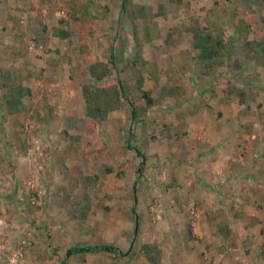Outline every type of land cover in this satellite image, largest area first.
<instances>
[{
	"label": "rangeland",
	"instance_id": "374dc122",
	"mask_svg": "<svg viewBox=\"0 0 264 264\" xmlns=\"http://www.w3.org/2000/svg\"><path fill=\"white\" fill-rule=\"evenodd\" d=\"M130 1L129 13H126L124 0H120L122 7L116 13L121 22L108 27L98 24L103 19L88 21L85 15L91 9L89 2L100 3L94 7L109 12L104 1L0 0V73L8 72L5 80L0 79V195L12 194L15 185L19 191L15 201L0 199V264H52L50 259L45 260L48 263L33 260L35 242L28 230L40 228L42 218L47 221L49 217L45 214L44 193L50 176L72 181L76 174L62 165L66 163L67 153L60 154V163L57 162L59 153L56 155L55 151L60 147H70L75 156H82L81 150L87 148L89 158L98 162L95 166L91 164L90 187L97 185L95 175L108 178V186L112 178L119 181L125 178L121 184L123 193L127 188L131 190L134 211L139 215L134 234L136 227L138 232L132 236L133 256L145 258L144 244L168 242L167 228L173 227L178 241H191L186 264H223L226 259L231 263L234 260L233 264L242 260L244 264H264V217L252 216L238 222L239 217H234L243 214L240 210L243 204L252 212L264 211V67L251 59L248 61L249 51L244 53L238 48L240 26H247L249 40L263 35L264 0H184L182 5L168 0ZM75 4L81 9L76 6V10ZM84 21L88 25H83ZM196 21L214 36L224 33L236 43L232 55L244 62L246 70L232 73L231 68L225 67L203 76L198 70L197 53L188 29ZM74 22H80L78 28L71 27ZM134 26L151 37L143 53V59L148 62L143 77L154 88H147L144 82L143 92L137 89L132 65L136 53ZM63 32L68 34L65 38L61 37ZM184 51L189 55L183 54ZM112 55L116 70L105 81H115V84L117 79L122 81L125 105L132 101L131 106L138 112L134 121L131 117L124 121L122 138L113 136L111 131L103 133L111 130L113 121L109 117L106 121L90 119L83 98V86L91 81V65L107 62ZM165 76L174 84L180 83L183 77L187 84L181 97L184 101L177 107V101L164 102L166 99L149 105L144 97L146 92L152 100H158L160 80ZM71 78L75 85L70 82ZM105 81L97 84L103 86ZM19 83L28 87L31 94L23 99L24 110L10 115L3 102L7 88L4 86ZM205 83L208 86L201 89ZM80 91L83 104L68 98ZM197 105L201 115L210 112L220 117L231 116L227 124L233 133L232 140L222 146L227 144L226 151L237 152L231 161L248 163L235 165L228 171L234 177L231 181L203 186L198 181L201 178L205 183L209 176L203 178L201 169L198 172L179 156L187 130L182 123L185 112ZM67 113L72 117L66 122ZM106 145L112 151L107 152ZM134 156L139 158L137 171L128 167ZM121 157L126 164L117 162ZM215 187L219 188V197ZM244 190L250 191L246 198L239 194ZM212 197L215 210L208 216L212 227L204 233L206 236L199 238L198 234L196 239L195 226L205 232V225L199 223L203 216L200 214L202 198L209 202ZM221 197H226L228 203L219 205L217 200L223 201ZM164 213L166 217L162 216ZM225 225L231 229H225L227 238L221 233ZM242 230H245L243 236L239 234ZM48 254L51 258L57 255L53 249ZM94 257L93 263L97 264L99 257ZM163 260L162 252L161 264Z\"/></svg>",
	"mask_w": 264,
	"mask_h": 264
},
{
	"label": "crops",
	"instance_id": "0c3cea01",
	"mask_svg": "<svg viewBox=\"0 0 264 264\" xmlns=\"http://www.w3.org/2000/svg\"><path fill=\"white\" fill-rule=\"evenodd\" d=\"M100 1H104V6L108 3L107 9L109 12H106L103 8L94 7V5L98 2H89L88 7L90 6L91 9L85 13V15L89 17L88 21L101 18L103 20L98 23L100 26L111 27L118 25V23L121 22V19L118 17V13H116V11L120 10V7H122L120 0ZM43 2H45V0H43ZM76 2L79 3V0H76ZM76 6L81 9L79 5L75 4V8ZM117 6L119 9L116 10ZM76 10L78 9L76 8ZM96 10L100 12L98 15H95ZM77 16H79V14ZM83 23V25H88L89 22L84 21ZM79 24L80 22L71 23V27H74V29L75 27L78 28ZM120 52H123V50ZM178 53L182 52L178 51ZM183 54L189 55L187 51H184ZM173 74L174 73L171 75ZM144 78L145 86L149 89H153L154 87L151 88L152 85L147 77ZM180 80L181 82L176 84L170 81L174 86H177L180 89L177 91L178 94L176 96L167 97L164 101H177V104H175L176 107L184 101L181 97L184 96L186 92L185 87H187V84L184 81L185 79L183 77L181 79L180 77ZM70 82H74V85L76 84L73 78L70 79ZM113 84H115V81H105L103 86L107 87ZM68 87H70L69 84ZM68 98H70V100L73 98L74 101H78L79 104H83L81 91L80 94L77 93L72 95L71 93ZM67 101H69V99ZM129 103L130 104L125 105L124 100L122 109L110 114L109 118L113 121L110 125L111 130L103 131V133L110 134L111 131L113 136L122 138V134L124 133V121L130 119V117L132 121L135 119L134 108L133 105L131 106L133 102L129 101ZM128 105L129 109L128 107L126 109L125 107ZM154 107L150 110L154 109ZM185 113V119L182 123L185 124L187 130L184 132L185 143L179 151L180 158L184 157L187 160V164L198 169V172L199 169H201V171H203V178H207L209 176V180L205 183L201 181V178L200 181H198L203 186H206V183L211 185L213 184L214 186V184L217 185L220 181H231L234 177H230V173L228 171L235 168V165H245L247 163H242V160L231 161V157L234 156V154H237V152L234 151V149H232L231 152L226 151L229 149H227V144L222 146L224 142L232 140L230 134L233 135V133L230 131L229 125L227 124V121L230 120L229 118H231V116L228 117L225 115L220 117L211 114L210 112H208V114L201 115L198 114V105L191 108L189 107ZM71 117V113H67L64 121L67 122L68 120H71ZM106 147L107 152L112 151V148L109 145H106ZM81 152L83 154L82 156H75V152H73L70 147H60L57 152L55 151L56 155L59 153L56 159L58 163H60V154L67 153L65 158L66 163L62 165H66L67 168L73 170L76 174H74L72 181H68L67 179L61 180L55 176H50L48 179V185L44 193V204L46 207L45 214L49 217L47 218V221L44 220L45 217L42 218L43 222L40 228L28 230L35 242V247L33 248V250H35L33 260L48 263L49 261L47 262L45 260L50 259V263L52 264H63V262H65V264H68V262L69 264H94V256L98 255L99 260L97 261V264H102L101 262H103V264H148L142 255L133 256V251H131L133 245L132 236H135V226L137 225L136 223H138L139 215L136 211H134L136 206L135 204H132L131 190L127 188L126 193H123L124 189L121 184L125 183V178L120 179L119 181V179L109 177L112 178V183L108 186V178L100 179L95 175L94 179L96 180L95 183H97V185H95L96 187H90L92 181L89 182L88 180L90 179L89 175H91V164L93 163L95 166L98 162L89 158V155L87 154L89 151L87 148H83ZM224 152L226 153L222 157ZM137 156L131 157L130 166H128L135 168V171H137L139 164V158ZM122 160L123 157L117 159V162L126 164V162H123ZM126 161L128 163V160ZM204 170H206L209 174H207ZM200 177L202 176L200 175ZM214 189L219 197L220 194L218 193H220V191L217 190L219 188L215 187ZM18 192L19 191L15 185L12 194L9 193L10 195H0V199H3L4 201H15L18 196ZM249 192V190H244L239 194H242L243 198H246V195L249 194ZM221 198L223 201H220L219 199L217 200L219 205L221 202H226V197ZM202 199L204 204L200 209V214H203V216L200 218L199 223L205 225V232H201L198 226H195L193 234L196 239H198V234L200 235L199 238L206 236L204 233H208L207 229L212 227L208 219V214H212V211L215 210V207L212 206L214 197H212L209 202H207L205 198ZM134 201L137 202L135 198ZM242 203H244V201ZM125 210H127V212H125ZM240 210H243V214L239 213L234 215L236 218L239 217L236 222L243 221L246 218H251L252 216L259 219L264 217V211L254 210L252 212L248 209V207L244 206V204L241 206ZM162 216L166 217V214L164 213ZM126 229L130 232L126 233L124 231ZM167 231L169 236L168 242L158 243L164 255L162 264H186V259L189 256L187 253L188 246L191 245V241H187V239L184 242L178 241L177 237H175L173 227L167 228ZM210 231L212 232L211 229ZM210 231L209 233H211ZM244 233L245 230H242L241 232L239 231V234L242 236ZM257 233H261V230L257 231ZM100 237L103 238L98 239ZM93 239L98 240L94 243L92 242ZM238 241L240 240L238 239ZM78 245H108L115 248V250L108 252L106 249H103L94 253H82L68 256L67 251ZM50 249H53L57 253V255L53 256V258L48 256V251ZM239 249L240 248L235 251ZM225 261L227 263L223 262V264L234 263V260L233 263L227 259ZM235 263L244 264V261L242 260V263Z\"/></svg>",
	"mask_w": 264,
	"mask_h": 264
},
{
	"label": "trees",
	"instance_id": "16d2710c",
	"mask_svg": "<svg viewBox=\"0 0 264 264\" xmlns=\"http://www.w3.org/2000/svg\"><path fill=\"white\" fill-rule=\"evenodd\" d=\"M176 5H182L184 0H168ZM131 6L130 0H124V12L129 13V8ZM189 32L192 34V45L193 50L197 53L195 60L197 61L198 70L203 76L216 73L220 68L227 69L231 68V72H242L245 71L244 62L239 59H234L233 50L236 48V43L231 42L225 37L224 33L219 34L217 37L214 36L207 27H202L196 21L189 26ZM247 26H240L238 29V35L241 38L239 41L238 48L244 53L249 51L246 55L248 61L251 59L256 64L259 63L264 67V33L261 37L255 38L253 40L247 39ZM134 41L136 45V53L132 65L134 66V75L137 79V89L143 92L144 77L143 72L148 65V62L143 59V53L146 51V45L151 42V37L149 33H140L134 26ZM62 32V31H60ZM246 32V34H245ZM68 34L62 33L61 37L65 38ZM140 64L139 68L137 64ZM116 70V61L114 56H110L109 61L102 62L98 61L91 65L89 69L91 81L83 86V98L85 102L86 115L94 121H106L111 113L121 110L123 106V101L126 99L124 92V85L122 81L117 79V83L111 86H99L97 83L102 82L113 76ZM147 70V69H146ZM154 77L155 74L150 72ZM237 74V73H236ZM235 75V74H234ZM8 77V72L6 75L0 73V79L5 80ZM157 82L158 78L155 76ZM160 96L158 100H152L148 97L147 93H144V97L147 99L149 105H154L161 103L163 99L167 97L176 96L178 94L177 86H174L170 79L165 76L160 80ZM159 84V83H158ZM209 84V83H208ZM205 83L201 89L208 86ZM1 85V84H0ZM250 85V84H249ZM252 86V85H250ZM5 90L4 100L5 106L7 108V113L10 115H15L16 113L24 110L23 99L31 94V90L25 87L21 83L18 85H7ZM200 89V91H201ZM205 91V90H203ZM228 91L232 94L233 91ZM242 100H245L244 94L240 92ZM134 117H138V112L135 106ZM138 155L142 157V154L138 152ZM143 166V165H141ZM142 168V167H141ZM141 169H139V172ZM12 200V199H11ZM211 216V213L208 214ZM230 230L227 225L221 230V233L225 238L228 237L227 232ZM106 249L108 252H112L115 248L108 245H97V246H86L78 245L70 248L67 251L68 256L74 254L82 253H94L99 250ZM146 260L150 264H161L162 261V251L159 245L154 243L144 244L142 246ZM65 264V262H63Z\"/></svg>",
	"mask_w": 264,
	"mask_h": 264
},
{
	"label": "water",
	"instance_id": "95a60500",
	"mask_svg": "<svg viewBox=\"0 0 264 264\" xmlns=\"http://www.w3.org/2000/svg\"><path fill=\"white\" fill-rule=\"evenodd\" d=\"M137 232H138V227H136V234L135 235H137Z\"/></svg>",
	"mask_w": 264,
	"mask_h": 264
}]
</instances>
